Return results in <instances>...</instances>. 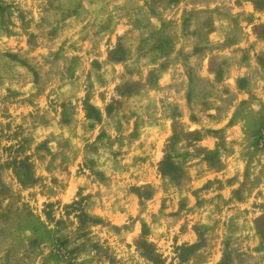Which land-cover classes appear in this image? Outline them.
I'll return each mask as SVG.
<instances>
[{
    "label": "rangeland",
    "instance_id": "374dc122",
    "mask_svg": "<svg viewBox=\"0 0 264 264\" xmlns=\"http://www.w3.org/2000/svg\"><path fill=\"white\" fill-rule=\"evenodd\" d=\"M0 264H264V0H0Z\"/></svg>",
    "mask_w": 264,
    "mask_h": 264
}]
</instances>
